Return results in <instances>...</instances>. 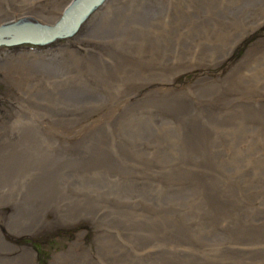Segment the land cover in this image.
Segmentation results:
<instances>
[{"label": "rangeland", "instance_id": "obj_1", "mask_svg": "<svg viewBox=\"0 0 264 264\" xmlns=\"http://www.w3.org/2000/svg\"><path fill=\"white\" fill-rule=\"evenodd\" d=\"M66 1L0 12L48 21ZM13 173L0 264H264V0H106L71 37L0 47Z\"/></svg>", "mask_w": 264, "mask_h": 264}, {"label": "water", "instance_id": "obj_2", "mask_svg": "<svg viewBox=\"0 0 264 264\" xmlns=\"http://www.w3.org/2000/svg\"><path fill=\"white\" fill-rule=\"evenodd\" d=\"M101 0H71L53 24L32 16H20L0 25V46H45L71 37Z\"/></svg>", "mask_w": 264, "mask_h": 264}, {"label": "bare ground", "instance_id": "obj_3", "mask_svg": "<svg viewBox=\"0 0 264 264\" xmlns=\"http://www.w3.org/2000/svg\"><path fill=\"white\" fill-rule=\"evenodd\" d=\"M70 1L71 0H67L66 1V3L62 6V8H60L59 9V11H58V13L56 14V16H54V18L53 19H50V20H48V21H44L43 19H41V18H37V17H35V16H32V17H34V18H36V20H38V21H40V22H42V23H46V24H53L55 21H57L58 19H59V17L61 16V14L63 13V10H64V8L70 3ZM87 1V0H86ZM88 1H90V0H88ZM106 2V0H101L99 3H98V5H97V9H99L100 7H101V5L103 6L104 5V3ZM95 8V9H96ZM57 12V11H56ZM22 14V13H21ZM21 14H17L16 16H14V15H11L10 17H4V12L2 13V12H0V25L2 24L1 22H3V21H6V20H13V19H15V18H18V17H20V16H22ZM93 15H95V12L92 14V16ZM3 18V19H2ZM2 19V20H1ZM90 19H88V20H86V25L88 26L89 25V23H90ZM7 22V21H6ZM6 22H3V23H6ZM22 46V45H21ZM0 47H4V46H0ZM11 47H13V46H9V47H4V48H11ZM32 51V49H30L29 51H25V50H22V51H18V52H16L15 53V57H13L12 58V60L10 59L9 61H8V63L7 64H5L4 66L2 65L1 67H2V69H3V71H5L6 73L7 72H9V71H13L17 66H24V65H26L25 63H15L18 59H20V58H23V57H25V56H29V54L30 53H32L31 52ZM37 51V50H36ZM18 58V59H17ZM21 60H23V59H21ZM12 61V62H11ZM24 61H34L35 63H36V60L35 59H33V60H24ZM9 64V65H8ZM29 64H31L30 62H29ZM51 94H53V93H51ZM50 94V95H51ZM54 95V94H53ZM84 97H70V96H68V100H71V101H75V102H77V101H79V100H82ZM26 133V132H25ZM140 133V132H139ZM26 134H28L29 135V133H26ZM32 140H30V142H31ZM32 143H34L35 144V140H33L32 141ZM36 150H35V148H33L32 146H31V144H30V148L29 149H27V148H23L22 150H20V152H19V156H22L21 158L22 159H27L29 162H25V161H23V160H20L19 162H17V164H20V165H22V167L20 168V170H22V169H27V168H29V167H31L32 169H35L36 170ZM52 154H54V153H52ZM51 153H46V152H44L43 153V158L42 159H40L38 162H39V164H40V167H39V169H40V171L46 176V175H48V169H55V167H54V165H55V163H54V160H55V156H53ZM23 162H25L24 164H23ZM17 166V165H16ZM7 169H15L16 170V167H13V165L11 164V165H8V167H7ZM13 176H15V173H13L11 176H8V175H6V174H2V175H0V180H1V178H4L3 180H1L2 182H7L9 185H11V187H17L18 188V186H19V184L17 183V182H14L13 181V179H12V177ZM10 177V178H9ZM51 176H49V178H50ZM39 186H40V184H38ZM41 187V186H40ZM43 188V187H42ZM22 254L23 253H21V256H22ZM22 258V257H21ZM23 262V261H22Z\"/></svg>", "mask_w": 264, "mask_h": 264}, {"label": "flooded vegetation", "instance_id": "obj_4", "mask_svg": "<svg viewBox=\"0 0 264 264\" xmlns=\"http://www.w3.org/2000/svg\"><path fill=\"white\" fill-rule=\"evenodd\" d=\"M22 48H24V47H29L30 48V46H27V45H25V46H21ZM30 50V49H29Z\"/></svg>", "mask_w": 264, "mask_h": 264}]
</instances>
